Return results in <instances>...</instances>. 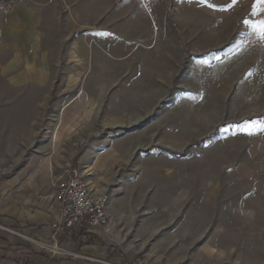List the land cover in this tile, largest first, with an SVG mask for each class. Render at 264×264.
<instances>
[{
    "label": "rangeland",
    "instance_id": "374dc122",
    "mask_svg": "<svg viewBox=\"0 0 264 264\" xmlns=\"http://www.w3.org/2000/svg\"><path fill=\"white\" fill-rule=\"evenodd\" d=\"M233 1L217 47L201 50L198 36L186 41L166 17L160 43L146 52L144 122L114 133L132 141L133 174L156 177L150 190L126 191L145 208L154 203L156 232L144 228L127 264H264V39L252 27L264 20V3ZM121 69L108 70L116 90ZM43 95L0 80V183L28 169L34 154H51L57 106Z\"/></svg>",
    "mask_w": 264,
    "mask_h": 264
},
{
    "label": "crops",
    "instance_id": "0c3cea01",
    "mask_svg": "<svg viewBox=\"0 0 264 264\" xmlns=\"http://www.w3.org/2000/svg\"><path fill=\"white\" fill-rule=\"evenodd\" d=\"M228 8L229 0H21L0 12V80L13 88L43 90V98L57 106L50 123L51 154L42 160L34 154L28 169L0 183V223L49 239L58 221L55 182L65 161L79 168L93 191L108 192L111 219L108 227L56 234L73 253L62 256L0 229V264H127L136 255L134 243L142 240L144 228L156 232L157 208L134 203L126 191L137 185L150 190L156 177L146 183L141 172L133 174L132 141L114 132L142 127L147 114L138 91L146 81L142 67L146 52L165 34L166 17L179 25L175 34L189 42L198 36L201 50H210L226 40L221 36L228 29L220 24ZM117 63L124 69L116 90L117 82L109 83L107 75ZM133 67L137 75L123 79L132 76ZM125 82L135 91L129 93Z\"/></svg>",
    "mask_w": 264,
    "mask_h": 264
},
{
    "label": "built area",
    "instance_id": "2783aa9c",
    "mask_svg": "<svg viewBox=\"0 0 264 264\" xmlns=\"http://www.w3.org/2000/svg\"><path fill=\"white\" fill-rule=\"evenodd\" d=\"M19 1L21 0H0V12L7 13ZM55 188L58 221L52 225L54 231L49 239L40 240L2 223H0V229L14 233L54 255H70L73 253L58 243L56 234L63 233L66 229L108 227L111 220L107 211L109 195L106 190L93 191L82 179L79 168L71 161L63 163ZM104 263L111 264L105 261Z\"/></svg>",
    "mask_w": 264,
    "mask_h": 264
},
{
    "label": "snow or ice",
    "instance_id": "6c2138e0",
    "mask_svg": "<svg viewBox=\"0 0 264 264\" xmlns=\"http://www.w3.org/2000/svg\"><path fill=\"white\" fill-rule=\"evenodd\" d=\"M264 3V0H257V5ZM255 31L260 34L261 39H264V20L252 25ZM260 130H264V123L260 125Z\"/></svg>",
    "mask_w": 264,
    "mask_h": 264
}]
</instances>
